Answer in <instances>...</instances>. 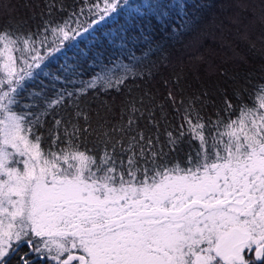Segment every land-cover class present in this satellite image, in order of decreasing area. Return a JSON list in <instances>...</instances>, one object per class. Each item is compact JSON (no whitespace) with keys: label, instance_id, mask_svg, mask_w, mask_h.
<instances>
[{"label":"snow or ice","instance_id":"1","mask_svg":"<svg viewBox=\"0 0 264 264\" xmlns=\"http://www.w3.org/2000/svg\"><path fill=\"white\" fill-rule=\"evenodd\" d=\"M189 4L201 7L194 0H103L89 10L94 19L58 23L61 0H42L36 33L0 29V264H35L21 251L25 245L55 264H264V84L255 86L253 106L241 102L237 120L226 123L218 111L216 121L201 115L214 107L207 91L180 101L177 126L163 105L157 119L131 90L118 105V122L110 119L115 101L101 102L95 123L91 108L76 104L66 112L74 96L68 85L79 82V96L127 88L128 68L87 83L81 77L106 53L122 50L132 28L180 20L191 30ZM259 9L264 22V0ZM41 34V45L52 37L44 55L33 39ZM146 37L152 42L146 30L136 39ZM23 50L33 54L18 66L15 53ZM241 92L234 95L242 101ZM29 98L23 108L35 112L21 110ZM167 99L175 106L171 90ZM223 104L232 108L226 96ZM89 136L94 148L82 150ZM193 140L198 148L182 167V145Z\"/></svg>","mask_w":264,"mask_h":264},{"label":"trees","instance_id":"2","mask_svg":"<svg viewBox=\"0 0 264 264\" xmlns=\"http://www.w3.org/2000/svg\"><path fill=\"white\" fill-rule=\"evenodd\" d=\"M255 1L256 5L251 0H194V3L201 7L195 8L194 4H189L190 14L194 11L195 15V24L191 30L181 28L180 20L175 21L168 28L157 29L153 26L155 24L153 22L146 29L144 27L130 29L131 40L122 50L117 46V50L112 51L110 55L106 53L99 65H90L81 77L87 83L96 74L115 77L122 75L125 68H128L131 72L129 79L125 81L127 88L121 85V92H116L115 89H110L108 92L102 89H90L87 96H79L78 90L81 84L77 82L74 86L68 85L74 96L65 101L66 112L73 113L76 104L85 111L91 108L95 123V110L101 102L115 101V113L110 114V119L113 123L118 122L120 119L118 105L131 90L132 97H143L146 104L155 108L157 119L160 116V108L157 105H163L168 121L172 126H177L183 123L181 119L183 108L180 101L183 100L187 104L188 98L207 91L210 100L214 102V107L210 104L201 111L205 121L209 117L216 121L217 111L220 120L225 123L229 120H237L241 102L252 107L255 86L264 84V22L261 21L259 9L261 0ZM61 3L65 6V11L55 14L54 18L58 23L94 19L89 10L94 12L95 5L103 6V0H61ZM37 4L42 6V0H0V29H8L13 35L36 33L41 23ZM233 4L235 7L237 5H247V7H238V12L231 17ZM81 10L83 15H80ZM73 12L77 15L69 19ZM227 15L230 17H226ZM126 19L127 17H124L121 23ZM145 30L152 34L150 43L147 37L139 41L136 39V36ZM112 31L114 33L115 29L113 28ZM47 35L48 41L44 45L40 43L44 34L33 36L41 55L46 54L52 40L51 35ZM32 54L30 50L17 51L15 53L17 65H22L25 59L30 61ZM236 89L242 90V101L234 95ZM170 90L176 99L175 106L167 99ZM24 95L30 97L28 92ZM77 96L79 99L76 98ZM225 96L232 104V108L228 111L224 110ZM24 104H32L31 98L22 101L21 110L33 112L37 110L35 107L24 109ZM177 108L180 109V113L176 111ZM61 115H65V112L62 111ZM47 120L50 123L51 116ZM140 127H145L144 121L140 123ZM220 130L223 131L222 126ZM39 132L42 135L41 148L46 150L48 138L43 135V129ZM214 134L215 129H213ZM185 139L187 140L188 137ZM93 141L94 138L89 136L86 145L81 144V149L94 148ZM209 143L211 144V140ZM182 147L184 151L179 153V160L183 167L186 153L194 154L198 148V141L193 140L191 145L184 144ZM21 251L28 252L35 264H55L50 258H37L34 252L29 251L27 245L23 246Z\"/></svg>","mask_w":264,"mask_h":264},{"label":"rangeland","instance_id":"3","mask_svg":"<svg viewBox=\"0 0 264 264\" xmlns=\"http://www.w3.org/2000/svg\"><path fill=\"white\" fill-rule=\"evenodd\" d=\"M251 2L253 3V4H255L256 5V1L255 0H251ZM237 3V2H236ZM235 4V3H234ZM234 4L233 5H231L232 6V15H231V17H234V15H235V13L236 12H238V7H235L234 6ZM226 17H230V16H226ZM242 22H243V19L241 20ZM244 23V22H243ZM3 76H4V73L3 72H0V78H3ZM17 159H19L18 157H17ZM21 167H22V165H21Z\"/></svg>","mask_w":264,"mask_h":264}]
</instances>
